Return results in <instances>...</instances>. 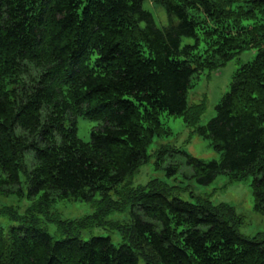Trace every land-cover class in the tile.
Listing matches in <instances>:
<instances>
[{
    "label": "trees",
    "instance_id": "1",
    "mask_svg": "<svg viewBox=\"0 0 264 264\" xmlns=\"http://www.w3.org/2000/svg\"><path fill=\"white\" fill-rule=\"evenodd\" d=\"M158 2L164 29L143 0H0V193H20L22 171L42 209L101 194L61 240L36 219L0 227V264H264V234H240L233 206L169 197L158 180L134 194L108 192L147 161L162 113L198 122L205 105L188 106L193 77L256 49L215 115L195 128L221 159L184 155L201 185L220 174L252 177L254 209L264 213V23L241 24L264 12V0ZM182 37L194 43L181 46ZM79 116L96 123L88 142L77 135ZM90 228L115 229L123 241L101 232L82 239Z\"/></svg>",
    "mask_w": 264,
    "mask_h": 264
},
{
    "label": "rangeland",
    "instance_id": "2",
    "mask_svg": "<svg viewBox=\"0 0 264 264\" xmlns=\"http://www.w3.org/2000/svg\"><path fill=\"white\" fill-rule=\"evenodd\" d=\"M239 5L248 8L244 3H236L231 8L237 9ZM143 8L153 15L155 24L160 29L169 25L166 10L158 0H143ZM255 22L264 23V12L255 10L254 18L244 20L241 24L252 25ZM193 43L194 39L191 37L181 38V46ZM256 52V49L244 50L220 68L213 71L204 70L193 77V85L187 93L188 106L192 107L203 102L205 105L204 113L198 122L187 123L184 116L162 113L160 115L162 131L160 136L156 135L148 146L147 161L123 182L108 191L110 196L116 198L113 189L119 192L120 197L123 194H134L132 192L137 187H144L150 181L158 180L162 182V187H167L165 189H168L169 197H177L193 203L209 200L213 204L225 203L233 206L243 216V223L239 228L240 234L248 238L264 234V213L254 209L252 177L233 180L227 174H220L211 183L201 185L191 177V167L186 164L184 155L205 162L221 159V152L214 149L211 140L199 136L195 128L205 125L215 115V106L229 90L234 73L242 64L252 61ZM95 125L96 123L92 120L77 117L78 137L84 142H88L90 131ZM164 150L166 152L159 158L160 152ZM174 164L178 165L177 170L169 174L167 168ZM19 188L20 193L13 192L8 195L0 193V227L4 232H7L9 228L19 226L20 223L17 219L22 218L27 222L36 219L35 225L38 228L45 230L53 238L61 240L64 238L63 233L66 234L65 231L75 227L78 221L83 222L84 218L92 215L101 199V194H95L89 200L57 199L48 209H42L38 205V196L29 197L28 179L22 171L20 172ZM124 216L127 217V214H111L109 218L121 220L125 219ZM92 229L82 232V239L89 240L90 234L96 235L101 232L106 236L109 235L116 246L123 241L121 234L115 229ZM73 230L75 229L71 231Z\"/></svg>",
    "mask_w": 264,
    "mask_h": 264
}]
</instances>
